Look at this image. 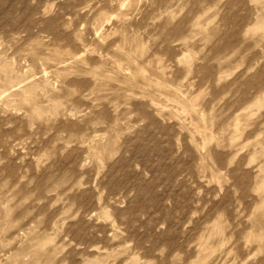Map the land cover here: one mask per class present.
<instances>
[{"label": "rangeland", "instance_id": "1", "mask_svg": "<svg viewBox=\"0 0 264 264\" xmlns=\"http://www.w3.org/2000/svg\"><path fill=\"white\" fill-rule=\"evenodd\" d=\"M0 264H264V0H0Z\"/></svg>", "mask_w": 264, "mask_h": 264}]
</instances>
